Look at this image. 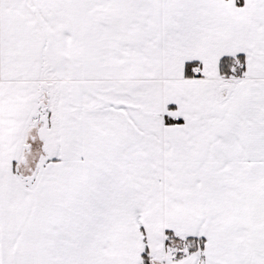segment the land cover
Here are the masks:
<instances>
[{"label": "snow or ice", "instance_id": "snow-or-ice-1", "mask_svg": "<svg viewBox=\"0 0 264 264\" xmlns=\"http://www.w3.org/2000/svg\"><path fill=\"white\" fill-rule=\"evenodd\" d=\"M0 264H264V0H0Z\"/></svg>", "mask_w": 264, "mask_h": 264}]
</instances>
